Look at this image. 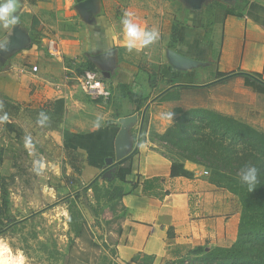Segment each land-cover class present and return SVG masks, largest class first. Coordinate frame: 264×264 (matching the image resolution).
Listing matches in <instances>:
<instances>
[{"label":"crops","instance_id":"obj_1","mask_svg":"<svg viewBox=\"0 0 264 264\" xmlns=\"http://www.w3.org/2000/svg\"><path fill=\"white\" fill-rule=\"evenodd\" d=\"M83 1L37 0L31 4L22 0L17 25L27 31L30 44L13 53L0 51V93L6 100L36 107L54 105L55 113L63 117L57 128H46L44 124L42 130L59 145V152L62 149L61 157L43 161L56 174L66 158L67 146L84 153L81 179L85 181L100 171L101 162L116 156L120 118L138 113L137 104L125 98L121 101L122 113H112L115 99L121 100L118 90L121 94L124 89L150 93L154 81L150 66L159 72V87L177 89V100L182 88L200 90L231 80L242 84L234 88L233 98L260 93L247 83V78L264 88V0H98L100 13L89 19L81 16L85 20L77 27L79 33L75 29L69 35H51L52 40L62 39L64 58L53 56L58 51L43 45L50 35L42 36L41 44L35 43L36 38L40 41L43 24H59L62 20L76 24V14L69 9ZM126 11L134 13L133 22L141 28L159 32L153 44L134 50L138 60L133 61L119 57L120 49L126 47L121 24ZM66 13L69 17L63 18ZM174 25L178 27L177 40L172 42ZM107 29H111L110 34ZM10 31H0V44ZM171 50L192 59L193 65H174L169 58ZM90 54L111 56V61L100 62L99 71L111 91L109 98L91 99L76 80L66 78V58L79 61L78 56ZM141 58L148 61L146 68ZM33 65L39 70L33 71ZM210 70L213 72L207 75ZM154 100L153 96L149 105ZM153 108L151 104L149 110ZM137 115L128 127L130 134L133 129H143ZM157 117L162 116L155 114L150 127ZM168 121L165 119L156 130L164 132L170 125ZM123 160L117 158L115 162L132 164L133 172L122 182V217L110 243L113 263L167 264L177 262L196 247L209 250L231 245L237 239L240 215L231 209L228 191L204 175V166L185 161L194 175H174L173 159L155 139L145 137L130 141Z\"/></svg>","mask_w":264,"mask_h":264},{"label":"rangeland","instance_id":"obj_2","mask_svg":"<svg viewBox=\"0 0 264 264\" xmlns=\"http://www.w3.org/2000/svg\"><path fill=\"white\" fill-rule=\"evenodd\" d=\"M74 6L75 4H72L69 11L76 14V24L70 23L69 20L65 22L62 20L59 24H55V22L43 24V28L38 34L40 44L42 43V36L48 37L50 35L43 42V45L49 50L56 49L58 53L52 54L55 57L64 58V48L61 44L62 39L55 38L52 40L51 35H69L75 29L79 33L77 27L84 24L82 23L83 20L88 16L93 18L100 13L99 9L101 8L98 6V10L92 12L90 7H84L83 12L79 5ZM111 11L114 12L113 9ZM68 17L67 13L63 16V18ZM42 48L40 47V52H43ZM120 51V58L129 61L138 60L134 50L129 52L126 47H123ZM88 56H78L80 57L79 61L77 58L67 57L65 65L73 71V75L84 73L85 69L99 74L100 62L111 59V56L108 55V57L92 54ZM140 60L145 61L144 68L149 65L144 58ZM152 67H149L153 73L152 81L154 80L152 90L150 93H146L147 95L141 93L144 100L141 108L137 107V114L141 118L143 129L142 131L133 129V141L134 139L143 140L144 137L152 141L155 139L157 144L161 145L168 155H171L170 151L176 149L170 145L168 146L160 139L166 130L162 133L158 132L156 130L157 125L161 123L163 125V121L167 119L165 118L166 113H173L172 118L168 121L172 125L175 118L182 112L199 107L233 115L264 131V91L260 93L251 92L248 95L238 94L233 98L234 88L242 84H239L236 80H231L226 83L213 84L200 90L182 88L180 100H177V89L165 88L164 85L159 87L156 82L159 72L153 70ZM210 72L213 71H206V74L209 75ZM182 89L180 88V90ZM129 91L124 89L121 94V91L118 90V96L121 100L115 99V109L112 111L114 115L122 113L120 108L122 106L121 101L124 98L132 101V103L135 102L138 106V101L127 95ZM153 96L155 100L151 104L154 107L152 111L154 115L149 110L151 106L149 100ZM6 99L0 93V105ZM19 104L21 106L20 111H18L19 115L11 121L24 128V134L21 137H17L16 132H8L9 130L5 128V121L0 122V174L8 177L11 191V217L7 220L6 226L0 229V244L6 245L13 256L22 255L24 264H115L111 259L113 248L110 243L116 237L115 232L118 230L119 221L122 217L120 212L122 208L120 204H113V206L103 204V202L99 204L92 185L95 181H99L102 185H109L110 182L115 180V172L119 165L115 161L118 157H109L113 158L111 162H108L107 159L105 162H101L102 167H99L100 171L97 174L88 177L86 181L82 180V185L74 187L72 183H67L65 179V175L70 176L73 173L68 171L69 165L65 163V160L62 161L58 174L53 172L48 164H43L44 159L48 160L54 156H62V149L59 152V145H55L51 138L47 136V133L42 131L44 124L47 123V118L42 119L40 108L34 106L33 103L32 105L21 102ZM0 112L2 113L1 109ZM155 114L162 117L155 118L156 120L154 119L153 125L150 127V120ZM1 117H4L3 113ZM26 138L30 139V146H26ZM122 161L124 160L122 159ZM208 171L209 173L204 175L211 178L213 175L211 168ZM83 190L87 193L86 199L83 200L86 204L83 215L87 220V228L84 236L79 237L76 235L74 226L71 223L74 219H72L69 206L72 205L71 199L74 198L75 194ZM229 204L231 209L234 210L237 203L229 199ZM238 209L237 207L235 211L241 216ZM191 262L188 259L185 264H191ZM200 263L199 260L194 262V264ZM167 264H174V262H168ZM212 264H216V262Z\"/></svg>","mask_w":264,"mask_h":264},{"label":"trees","instance_id":"obj_3","mask_svg":"<svg viewBox=\"0 0 264 264\" xmlns=\"http://www.w3.org/2000/svg\"><path fill=\"white\" fill-rule=\"evenodd\" d=\"M28 1L36 4L37 0ZM177 29V25H174L172 42L177 40ZM35 43L40 44L37 38ZM247 83L260 92L264 91V88L250 78H247ZM127 95L138 101L137 107L140 109L144 97L134 91H129ZM39 108L42 119L47 118L46 128H57L62 123L63 117L55 113L54 105L48 104ZM0 109L3 116H7L4 120L5 128L21 137L24 128L11 121L19 115L20 104L5 100ZM160 139L176 149L170 151L169 155L173 159L172 174L193 176L194 172L186 168L185 161L205 166L207 170L211 168L213 175L209 179L228 191L229 199L237 203L235 210L238 207L241 214L237 239L231 245L214 246L209 250L196 247L174 264H185L188 259L192 261L191 264H194L195 260H199L200 264H264V131L233 115L199 107L185 110L177 116ZM64 152L65 163L73 169L70 176L65 175L67 183H72L74 187L82 185L84 153L69 146L65 147ZM246 164L258 169L259 182L251 191L239 178V172ZM132 172V164H119L115 180L109 185L95 181L92 187L98 203L119 205L125 193L122 182L127 181ZM7 178L0 174V229L6 226L11 217V191ZM86 197L85 190L78 191L69 206L74 219L71 223L79 237L84 236L87 228V220L83 215L86 208L83 200Z\"/></svg>","mask_w":264,"mask_h":264},{"label":"clouds","instance_id":"obj_4","mask_svg":"<svg viewBox=\"0 0 264 264\" xmlns=\"http://www.w3.org/2000/svg\"><path fill=\"white\" fill-rule=\"evenodd\" d=\"M22 7V0H0V31L11 30L18 23L17 9ZM131 11H126L121 24L126 39V47L129 52L140 50L148 45L153 44L159 39V32L156 29L146 30L133 22ZM109 34L111 29L106 30ZM4 45L0 44V48ZM173 113L165 114V118L171 119ZM7 119V116L0 117V122ZM99 127V123L96 125ZM30 139L26 138V146H30ZM240 181L246 184L249 190H253L258 184V169L255 166L246 164L239 172ZM0 264H24L22 255L13 256L6 245L0 244Z\"/></svg>","mask_w":264,"mask_h":264},{"label":"water","instance_id":"obj_5","mask_svg":"<svg viewBox=\"0 0 264 264\" xmlns=\"http://www.w3.org/2000/svg\"><path fill=\"white\" fill-rule=\"evenodd\" d=\"M79 7L83 9V12L84 7H90L92 12H96L98 10V0L83 1L79 4ZM81 14L84 15L83 13ZM30 41L31 40L27 31H25L22 27L16 24L12 27L8 35L3 38L2 44L4 45V47L0 48V51L6 54L13 53L15 50H19L23 47L28 46L30 44ZM169 58L174 65H182L186 67L193 65L192 59L182 55L176 50H171L169 52ZM137 117L138 115L134 114L120 118L121 128L116 136L115 142L116 156L119 159H124V157L127 155L130 141L133 142V137L132 134L128 132V127L137 119ZM112 160L113 158H107L108 162H111Z\"/></svg>","mask_w":264,"mask_h":264},{"label":"built area","instance_id":"obj_6","mask_svg":"<svg viewBox=\"0 0 264 264\" xmlns=\"http://www.w3.org/2000/svg\"><path fill=\"white\" fill-rule=\"evenodd\" d=\"M32 69L36 72L39 70V66L33 65ZM65 70L66 78L76 80L91 99H106L111 95V91L106 85L104 77L97 72L86 70L84 73L73 75V71L70 68L66 67ZM208 173L209 171L205 168L204 174Z\"/></svg>","mask_w":264,"mask_h":264}]
</instances>
